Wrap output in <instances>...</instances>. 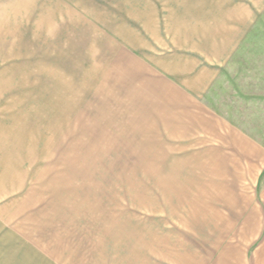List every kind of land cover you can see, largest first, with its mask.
I'll use <instances>...</instances> for the list:
<instances>
[{
    "label": "crops",
    "instance_id": "1",
    "mask_svg": "<svg viewBox=\"0 0 264 264\" xmlns=\"http://www.w3.org/2000/svg\"><path fill=\"white\" fill-rule=\"evenodd\" d=\"M241 1L192 0L191 20L182 10L174 44L160 34L138 40L96 33L104 47L95 51L94 77L85 65L65 77L62 109L48 107L42 118L41 138L55 145V114L62 112L61 143L77 146L70 153L80 161L102 159L93 146L126 144L143 146L146 161L185 162L176 176L190 184L176 204L195 220L192 232L170 233L172 240L144 233L127 264H264V74L235 63L256 26ZM186 146L189 152L177 158ZM13 158L0 188L7 185L0 264H117L113 252L106 254L112 245H103L114 238L103 220H65L63 209L55 216L52 181L36 183L52 175L39 168L45 159L17 152ZM204 227L206 250L196 243Z\"/></svg>",
    "mask_w": 264,
    "mask_h": 264
},
{
    "label": "rangeland",
    "instance_id": "2",
    "mask_svg": "<svg viewBox=\"0 0 264 264\" xmlns=\"http://www.w3.org/2000/svg\"><path fill=\"white\" fill-rule=\"evenodd\" d=\"M192 3V0H0V188L15 152L22 158L38 154L45 159L39 162V168L53 171L36 183L52 181L49 186L54 191L51 195L55 216L63 209L65 220H103L104 233L114 234L103 245H112L113 249L106 254L111 256L113 252L117 264L133 260L128 255L131 250L137 252L138 240L144 233L151 236L149 239H159L162 234V238L172 240L170 233L192 232L191 223L195 220H186L189 211L177 208L180 203L176 204L186 197L181 188L190 184L189 178L176 176V169L185 162L146 161L148 153H144L143 146L126 144L99 145L96 149L93 146L91 150L101 152L97 157L102 159L80 161L78 154L70 153L77 146L61 143L62 112L55 114L59 120L55 140L60 142L55 145L47 143L51 138H41L47 132L42 118L48 107L62 109L68 95L65 77L77 75L82 65L90 71L88 76L94 77V54L98 46L104 47L103 42L98 43L96 33L105 31L121 39L134 35L138 40L160 34L166 43L174 44L180 20L185 17L191 20ZM243 3L254 12L256 26L248 32L247 47L240 49L235 63L238 66L245 63L246 68L240 67L243 72L264 74V0ZM182 10H188L187 14L184 11L183 19ZM154 26L159 28L157 32H153ZM222 83L225 85V81L219 83L220 88ZM240 83L250 84L248 80ZM186 147L177 158L189 152V146ZM4 192H0V205L6 202ZM201 232L205 234L204 240L196 243L206 250V228ZM255 245L251 243L252 251Z\"/></svg>",
    "mask_w": 264,
    "mask_h": 264
}]
</instances>
